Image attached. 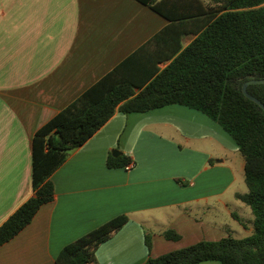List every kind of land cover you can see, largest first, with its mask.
Returning a JSON list of instances; mask_svg holds the SVG:
<instances>
[{
    "label": "crops",
    "instance_id": "crops-1",
    "mask_svg": "<svg viewBox=\"0 0 264 264\" xmlns=\"http://www.w3.org/2000/svg\"><path fill=\"white\" fill-rule=\"evenodd\" d=\"M168 24L138 0H0V226L34 194L36 131ZM110 155L134 165L110 167ZM244 169L234 138L198 109L117 110L70 150L51 176L54 199L0 247V264H57L63 247L122 214L100 264H141L239 226L251 234L233 216L253 217L237 197L248 191Z\"/></svg>",
    "mask_w": 264,
    "mask_h": 264
},
{
    "label": "trees",
    "instance_id": "trees-1",
    "mask_svg": "<svg viewBox=\"0 0 264 264\" xmlns=\"http://www.w3.org/2000/svg\"><path fill=\"white\" fill-rule=\"evenodd\" d=\"M169 24L40 127L32 142L34 194L0 226V247L19 234L41 206L55 197L52 174L70 150L83 145L117 110L147 112L171 104L198 109L234 138L245 161L248 191L237 197L253 213L233 216L250 235L231 231L219 240H201L141 264H264V109L243 92V84L264 78V0H138ZM197 36L186 47V35ZM170 60L161 68L160 64ZM248 91L264 102V83ZM110 155L108 165H127ZM129 220L118 215L67 244L57 264H100L99 246ZM178 240L175 230L164 233ZM150 245L149 237L147 239Z\"/></svg>",
    "mask_w": 264,
    "mask_h": 264
},
{
    "label": "water",
    "instance_id": "water-1",
    "mask_svg": "<svg viewBox=\"0 0 264 264\" xmlns=\"http://www.w3.org/2000/svg\"><path fill=\"white\" fill-rule=\"evenodd\" d=\"M253 83H264V78H253L251 80H248L246 81L244 84H243V92L244 94L249 97L250 99L254 100L255 102H257L263 109H264V102H262L258 97L254 96L253 94H251L249 91H248V86L250 84H253ZM113 153L114 155H118L120 154L121 152L117 149L113 150Z\"/></svg>",
    "mask_w": 264,
    "mask_h": 264
},
{
    "label": "rangeland",
    "instance_id": "rangeland-1",
    "mask_svg": "<svg viewBox=\"0 0 264 264\" xmlns=\"http://www.w3.org/2000/svg\"><path fill=\"white\" fill-rule=\"evenodd\" d=\"M235 230L236 231L233 232V235L237 238H242L250 235L249 232H247L242 226L236 227Z\"/></svg>",
    "mask_w": 264,
    "mask_h": 264
},
{
    "label": "built area",
    "instance_id": "built-area-1",
    "mask_svg": "<svg viewBox=\"0 0 264 264\" xmlns=\"http://www.w3.org/2000/svg\"><path fill=\"white\" fill-rule=\"evenodd\" d=\"M133 162H129L128 164H127V168H131V167H133Z\"/></svg>",
    "mask_w": 264,
    "mask_h": 264
}]
</instances>
